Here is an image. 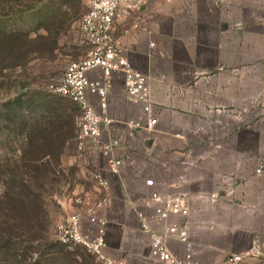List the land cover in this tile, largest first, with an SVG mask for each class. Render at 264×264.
<instances>
[{
  "label": "crops",
  "instance_id": "crops-1",
  "mask_svg": "<svg viewBox=\"0 0 264 264\" xmlns=\"http://www.w3.org/2000/svg\"><path fill=\"white\" fill-rule=\"evenodd\" d=\"M122 19L116 30L126 29L124 52L149 78L156 123L125 128L141 106L114 74L107 114L124 162L120 178L106 173L100 209L125 200L122 184L132 194L128 177L144 187L153 177L167 193L187 195L192 258L216 264L264 239V171L255 172L264 162V0H148ZM252 112L261 116L244 124ZM171 250L181 257L185 244Z\"/></svg>",
  "mask_w": 264,
  "mask_h": 264
},
{
  "label": "rangeland",
  "instance_id": "rangeland-1",
  "mask_svg": "<svg viewBox=\"0 0 264 264\" xmlns=\"http://www.w3.org/2000/svg\"><path fill=\"white\" fill-rule=\"evenodd\" d=\"M87 3L0 0V264H100L82 248L64 247L54 237L59 221L97 201L92 174L108 179L105 159L75 148L77 108L50 91L65 67L86 55L78 25ZM122 24L120 18L117 28ZM244 116L246 124L261 114ZM149 179L153 185L144 187L139 178H127L134 200L169 194ZM125 204L116 196L97 210L107 220V252L127 264H152L148 236ZM138 209L149 213V208ZM84 226L94 228L85 220Z\"/></svg>",
  "mask_w": 264,
  "mask_h": 264
},
{
  "label": "built area",
  "instance_id": "built-area-1",
  "mask_svg": "<svg viewBox=\"0 0 264 264\" xmlns=\"http://www.w3.org/2000/svg\"><path fill=\"white\" fill-rule=\"evenodd\" d=\"M148 0H88L87 8L79 21V32L87 47L86 55L69 63L60 79L50 85V91L69 100L77 108L75 148L81 155L98 154L105 159L107 172L120 178L123 160L116 157L120 139L115 135L116 121L107 114L108 97L114 74L123 76L125 97L128 102L141 106V113L124 123L129 132L138 129L151 130L156 123L153 117L152 99L148 76L136 69L121 42L116 25ZM167 3L179 0H165ZM138 28V23L132 24ZM153 47V43H150ZM264 171V162L255 169ZM93 178L100 196L86 211L68 214L54 229V237L64 247L77 246L92 255L100 264H127L107 252L106 220L97 210L106 202L104 195L108 180L99 172ZM146 186L153 181L145 180ZM126 202L132 208L139 229L148 236V256L152 264H199L190 252L188 197L183 192L166 195L154 192L147 200L133 201L124 185H121ZM139 202V203H138ZM149 208V213L138 207ZM87 225L94 228H86ZM185 244L183 256L172 253L171 243ZM216 264H264V239L255 238L250 245L238 252L227 254Z\"/></svg>",
  "mask_w": 264,
  "mask_h": 264
},
{
  "label": "trees",
  "instance_id": "trees-1",
  "mask_svg": "<svg viewBox=\"0 0 264 264\" xmlns=\"http://www.w3.org/2000/svg\"><path fill=\"white\" fill-rule=\"evenodd\" d=\"M58 129H60V131H61V132H60L61 136H62V137H65V134H64V133H66V131L63 133V130H62L63 128H62V127H60V128L58 127ZM62 134H63V135H62ZM74 136H75V133H74ZM74 136H73V138H74ZM47 156H49V154H47ZM35 178L37 179V176H36ZM36 197H38V195H36Z\"/></svg>",
  "mask_w": 264,
  "mask_h": 264
}]
</instances>
